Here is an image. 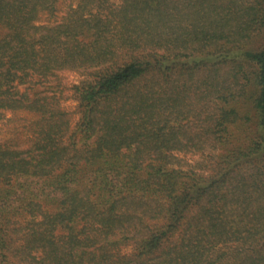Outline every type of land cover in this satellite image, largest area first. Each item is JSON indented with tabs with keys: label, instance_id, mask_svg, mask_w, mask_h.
Masks as SVG:
<instances>
[{
	"label": "trees",
	"instance_id": "trees-1",
	"mask_svg": "<svg viewBox=\"0 0 264 264\" xmlns=\"http://www.w3.org/2000/svg\"><path fill=\"white\" fill-rule=\"evenodd\" d=\"M58 2L0 0V114L35 115L27 147L0 142V264H264V0H78L39 23Z\"/></svg>",
	"mask_w": 264,
	"mask_h": 264
},
{
	"label": "rangeland",
	"instance_id": "rangeland-1",
	"mask_svg": "<svg viewBox=\"0 0 264 264\" xmlns=\"http://www.w3.org/2000/svg\"><path fill=\"white\" fill-rule=\"evenodd\" d=\"M112 1L118 3L120 0ZM72 2L73 6H75L78 0H59L57 11L53 14L42 12L39 17V23L53 24L61 20L71 7ZM82 77L81 71L67 70L61 72L57 79L60 90L57 89L55 93L59 96L61 105L69 112L72 125L79 118L77 100L74 97L72 85ZM34 120V113L25 109L2 112L0 114V142L21 148L27 147L34 137ZM177 154L181 159L180 165L183 167L197 169L200 173H207L208 162L206 160L208 155L206 153L178 152ZM44 209L53 212L56 207L47 205ZM26 219H30V216H27Z\"/></svg>",
	"mask_w": 264,
	"mask_h": 264
}]
</instances>
